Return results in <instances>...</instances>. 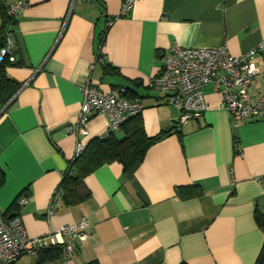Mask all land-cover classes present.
<instances>
[{
    "label": "crops",
    "instance_id": "0c3cea01",
    "mask_svg": "<svg viewBox=\"0 0 264 264\" xmlns=\"http://www.w3.org/2000/svg\"><path fill=\"white\" fill-rule=\"evenodd\" d=\"M28 1L13 29L15 62L4 66L17 87L0 100V214L20 216L32 237L86 216L88 237L67 264H254L264 242L255 218H264V119L232 120L206 85L205 112L177 125V109L148 81L173 45L225 44L239 55L264 43V0H133L125 15L124 0ZM98 51L104 62L92 80L140 99L145 133L164 135L128 172L117 161L97 167L84 178L89 196L67 203L58 184L77 142L106 136L102 114L87 122L88 136L66 132ZM253 61L255 98L264 92V44ZM38 258L23 254L14 264Z\"/></svg>",
    "mask_w": 264,
    "mask_h": 264
},
{
    "label": "built area",
    "instance_id": "2783aa9c",
    "mask_svg": "<svg viewBox=\"0 0 264 264\" xmlns=\"http://www.w3.org/2000/svg\"><path fill=\"white\" fill-rule=\"evenodd\" d=\"M132 3L133 0H124L120 14H127ZM28 5V0H9L6 3L9 22L1 34L0 62L4 59L15 62L11 25ZM263 44L239 55L232 54L225 44L214 48L173 45L163 54V65L149 79L148 85L163 93L165 104L177 109V125L197 119L205 112L207 101L203 88L206 85H211L219 92L220 106L232 120L264 119V92L255 98L249 92L257 72L254 55ZM96 62L103 63V56L97 54L89 65V71L81 84L79 113L74 123L67 124V133L88 136L87 122L94 114H102L108 120L105 133L109 135L121 128L128 119L139 116L143 110L140 99L124 95L125 88L103 90L92 80L91 71ZM84 149L85 143L78 141L72 159L78 157ZM259 180L264 181V177ZM24 201L25 197L19 199L20 204ZM88 225V218L82 216L45 236L32 237L27 234L20 216L5 219L0 214V264H14L21 255L33 254L50 246L61 247L62 264H67V258L75 251L77 243L88 237Z\"/></svg>",
    "mask_w": 264,
    "mask_h": 264
},
{
    "label": "trees",
    "instance_id": "16d2710c",
    "mask_svg": "<svg viewBox=\"0 0 264 264\" xmlns=\"http://www.w3.org/2000/svg\"><path fill=\"white\" fill-rule=\"evenodd\" d=\"M5 7L6 3H4L3 0H0V13L2 16L1 34L4 27L9 22ZM15 24L16 20L11 25L12 30L14 29ZM102 43L103 39L101 37L99 45ZM97 54L102 55L99 51ZM8 63L13 64L8 62L7 59L0 62V100L3 103L8 101L14 93V89L17 87L5 74L4 66ZM106 66L108 65L106 64L105 68ZM106 69L108 71L110 70L108 68ZM130 97L135 98V96ZM121 130H123L122 136H117L115 133H111L101 138L91 139L85 144L84 151L78 157L69 161L58 184V188L61 189L67 203H76L89 196V192L84 189V178L97 167L117 161L122 165L123 172H128L143 160L147 149L164 135V133H159L155 136H148L145 133L139 116L128 119L121 126ZM3 176L4 172L0 169V183L3 180ZM177 191L181 196H185V194H187L186 196L193 195L191 193H185L181 188L177 189ZM2 216L5 219L8 218L5 214H2ZM255 218L259 226L264 228V218L258 213L255 214ZM37 253L39 258L34 264H41L60 257L61 247L50 246L38 250ZM263 261L264 242L254 264H262Z\"/></svg>",
    "mask_w": 264,
    "mask_h": 264
},
{
    "label": "water",
    "instance_id": "95a60500",
    "mask_svg": "<svg viewBox=\"0 0 264 264\" xmlns=\"http://www.w3.org/2000/svg\"><path fill=\"white\" fill-rule=\"evenodd\" d=\"M173 127H174V124H171V125L169 126L168 130L172 129ZM13 216H15V215H14V214H10V215L8 216V218H11V217H13Z\"/></svg>",
    "mask_w": 264,
    "mask_h": 264
}]
</instances>
